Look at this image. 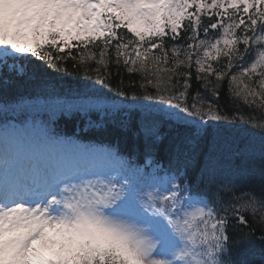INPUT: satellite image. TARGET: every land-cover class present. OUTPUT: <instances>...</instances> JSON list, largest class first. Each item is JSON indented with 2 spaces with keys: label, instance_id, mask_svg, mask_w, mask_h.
<instances>
[{
  "label": "snow or ice",
  "instance_id": "obj_1",
  "mask_svg": "<svg viewBox=\"0 0 264 264\" xmlns=\"http://www.w3.org/2000/svg\"><path fill=\"white\" fill-rule=\"evenodd\" d=\"M0 264H264V0H0Z\"/></svg>",
  "mask_w": 264,
  "mask_h": 264
},
{
  "label": "trees",
  "instance_id": "obj_2",
  "mask_svg": "<svg viewBox=\"0 0 264 264\" xmlns=\"http://www.w3.org/2000/svg\"><path fill=\"white\" fill-rule=\"evenodd\" d=\"M66 82L69 83H75V81L79 80L80 77L78 76H68L64 78ZM10 92L15 93L17 91V86L12 85L10 86ZM57 129L63 132H66L68 134H71L74 130L79 132L81 137L85 140H96V141H105V142H113L118 139L119 134L111 129L109 130H83L84 129V121L80 119L79 117H73L72 119H65L61 118L57 123ZM231 131V130H230ZM251 131V129H249ZM232 135L237 137V142L240 145H244L248 142V137L245 134V132L241 129H237L235 131H232ZM257 133V138H258ZM258 142V140H257ZM243 158H238L236 160L237 165L241 164V160ZM246 168H248L250 171L253 172L252 175V183L259 189L261 183H262V175H261V169H262V163L259 158V156H253L249 157L247 159L246 165H244Z\"/></svg>",
  "mask_w": 264,
  "mask_h": 264
}]
</instances>
